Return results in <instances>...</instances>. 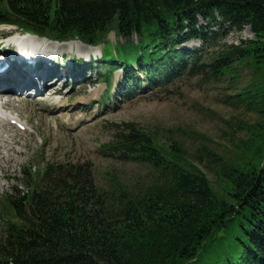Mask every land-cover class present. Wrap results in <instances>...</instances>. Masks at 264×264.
<instances>
[{
  "label": "trees",
  "instance_id": "obj_1",
  "mask_svg": "<svg viewBox=\"0 0 264 264\" xmlns=\"http://www.w3.org/2000/svg\"><path fill=\"white\" fill-rule=\"evenodd\" d=\"M1 1L0 24L105 44L107 63L118 62L140 84L136 70L142 72L150 88L179 77L238 78V68L264 77V0ZM245 27L253 39L223 41ZM111 32L123 42H109ZM191 40L202 49L181 48ZM255 86L233 97L257 105L261 119L244 127L248 138L236 155L205 154L221 189L176 141L124 124L101 154L150 167V182L140 190L116 182L108 190L91 163L26 167L27 190L16 187L5 198L0 264H264V82Z\"/></svg>",
  "mask_w": 264,
  "mask_h": 264
},
{
  "label": "rangeland",
  "instance_id": "obj_2",
  "mask_svg": "<svg viewBox=\"0 0 264 264\" xmlns=\"http://www.w3.org/2000/svg\"><path fill=\"white\" fill-rule=\"evenodd\" d=\"M0 3L3 8L5 2ZM198 23L205 22L198 17ZM0 31L17 32V29L0 25ZM253 38L249 27H245L242 31L231 30L223 41L240 44L242 40ZM17 39L14 33L2 42L13 43ZM34 40L61 48L57 52H66L68 57L65 58L75 60L78 53L99 58L103 48V44L93 48L81 43L67 49L66 44L61 47L48 39L33 37V44ZM108 40L123 42L114 32L109 34ZM200 46V42L191 40L185 48L194 50ZM104 64L92 58L81 66L82 73H76L74 81L68 77L66 84L48 83L39 95H32L30 86L23 88L24 82L17 83L11 93L0 94L1 233L6 228L5 219L9 218L6 196L14 193L16 187L28 188L26 167L38 172L45 162L91 163L95 180L104 189L113 190L116 182L131 190L147 185L154 174L150 167L101 154V147L115 140L124 124L134 123L143 129L157 130L166 142L176 141L219 190L222 182L212 169L208 153L226 159L235 156L238 147L248 138L244 127L261 120L257 105L249 106L233 98L243 88L256 89V83H263L264 77L259 72L255 74L247 68H238V78L234 73V77L229 75L217 81L201 76L179 77L154 90L142 86L146 80L140 73L142 85L129 89L122 78V69L107 77L104 75L110 67ZM17 117L26 130H19L10 122V118ZM197 156H203V160Z\"/></svg>",
  "mask_w": 264,
  "mask_h": 264
},
{
  "label": "bare ground",
  "instance_id": "obj_3",
  "mask_svg": "<svg viewBox=\"0 0 264 264\" xmlns=\"http://www.w3.org/2000/svg\"><path fill=\"white\" fill-rule=\"evenodd\" d=\"M33 37H36V36H31V39H33ZM36 38H37V37H36ZM38 39H39V38H38ZM48 42H50V41H48ZM53 43H57V42H53ZM57 44H59L61 47H63V45L66 44V48H67V49H70V48H72L75 44L81 45V42H79V41H71V42H68V43H61V44H60V43H57ZM78 47H79V46H78ZM89 47H90V46H89ZM59 80H60V79H59ZM59 80H58V81H59ZM54 81H55V80H54ZM58 81H56V82H58ZM19 84H23V82H19ZM57 84H58V83H57ZM15 85H16V84H14V86H13V85H10V84H9V85H6V84H4V85H3V84H0V94H8V93H11V90L15 89ZM25 85H26V84L23 85V88L26 87ZM4 86H5V87H4ZM6 86H7V87H10L11 89L7 88ZM2 88H3V91H4L5 93L2 91ZM9 91H10V92H9ZM1 92H2V93H1ZM37 95H39V92L37 93ZM1 96H2V95H1ZM1 96H0V97H1ZM1 113H2V112H1Z\"/></svg>",
  "mask_w": 264,
  "mask_h": 264
}]
</instances>
